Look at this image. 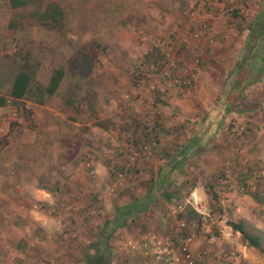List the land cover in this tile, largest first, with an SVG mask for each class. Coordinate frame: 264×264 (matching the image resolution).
Here are the masks:
<instances>
[{"label":"rangeland","instance_id":"rangeland-1","mask_svg":"<svg viewBox=\"0 0 264 264\" xmlns=\"http://www.w3.org/2000/svg\"><path fill=\"white\" fill-rule=\"evenodd\" d=\"M59 1L62 30L16 33L0 0L2 92L18 42L33 48L37 83L65 70L45 103L28 97L0 110V264H84L116 207L150 190L148 208L109 239L113 264H165L188 205L202 215L190 229L193 253L206 251L194 264H264V251L228 224L246 218L264 230V60L261 79L245 86L262 43L250 25L264 0ZM241 61L232 111L166 178Z\"/></svg>","mask_w":264,"mask_h":264},{"label":"trees","instance_id":"trees-1","mask_svg":"<svg viewBox=\"0 0 264 264\" xmlns=\"http://www.w3.org/2000/svg\"><path fill=\"white\" fill-rule=\"evenodd\" d=\"M10 8L12 10L11 18L8 22V27L19 33L21 31H28L36 27H45L52 30H62L65 27L66 13L63 5L59 0H9ZM260 26V35L258 37L262 40L260 51L255 53V59L252 61V68L247 71L250 74V81L245 84H251V81H258L261 79L263 72L262 62L264 60V7L258 13L255 22L250 25V30H254L256 25ZM250 31V33H251ZM252 35V33H251ZM250 36V35H249ZM253 36V35H252ZM250 39V37L248 38ZM14 63L17 65V68L11 79V86L8 92L3 93L1 87L2 80V66L0 65V108H6L12 101L21 100L24 98H34L38 103H45L46 99L54 94H56L64 80L65 70L63 67H58L53 70L49 81L46 84H40L36 81V74L38 68V60L34 57L33 48L26 47L24 44L18 42L15 45V50L13 53ZM243 62H239L238 65L232 70L231 73L227 76L224 88L221 93L223 96L225 90L230 89L227 96V102L225 104V109L223 113H220L218 107H216L217 101L214 107L212 114L208 117L204 123L202 133L193 137L188 143H186L182 148L184 152L177 155V162L174 167H170L166 178L170 177L169 172H172L174 169L180 167L185 161V151L190 150L193 145L201 143H207L212 137L214 132L217 129V126L222 119L225 117L228 111H232L230 106V96L237 94L240 96L241 90L238 91L235 86L243 67ZM252 76H254L252 78ZM183 84L185 83L182 81ZM237 96V97H238ZM146 134L148 132L146 131ZM146 136V135H145ZM205 140V141H203ZM199 147V146H198ZM123 171V168H121ZM126 172L127 169H124ZM122 174V172L118 173ZM171 182V180L169 181ZM170 184V183H169ZM207 192L210 194L211 198L219 202V197L217 191L213 184H206ZM151 190L143 198H135L130 202L118 205L112 217L107 219L104 223V227L100 232V238L93 243L92 248L87 250L84 253V264H113L112 263V249L109 244V239L113 236L114 232L119 228L124 227L128 221L139 215L142 211L146 210L150 205V202L153 200L150 197ZM163 196L170 200L173 196V193L169 190L163 192ZM259 197L258 195H256ZM150 198V199H149ZM202 215L191 205H188L187 208L183 209L179 213L178 217L180 220H185L187 223H197L200 221ZM228 224L236 232H240L242 240L248 246L254 247L261 251H264V230L259 228L253 222L249 221L246 218H240L238 220H230ZM188 231L190 228L187 229ZM186 230V231H187ZM191 231V230H190ZM181 233H177L174 237L176 243L180 242ZM105 237L104 242H102V237Z\"/></svg>","mask_w":264,"mask_h":264},{"label":"built area","instance_id":"built-area-1","mask_svg":"<svg viewBox=\"0 0 264 264\" xmlns=\"http://www.w3.org/2000/svg\"><path fill=\"white\" fill-rule=\"evenodd\" d=\"M10 118H14L17 116V112L14 111ZM6 117L0 115V132L4 130L3 123L6 121ZM197 226V223H187L185 220H180V242L176 243V241H172L167 249H165V253L163 255V260L165 264H194L195 261L201 260L206 253L199 254L198 256L193 253V242H194V233L188 228H192V226ZM187 230V231H186Z\"/></svg>","mask_w":264,"mask_h":264},{"label":"crops","instance_id":"crops-1","mask_svg":"<svg viewBox=\"0 0 264 264\" xmlns=\"http://www.w3.org/2000/svg\"><path fill=\"white\" fill-rule=\"evenodd\" d=\"M3 109V108H0V110Z\"/></svg>","mask_w":264,"mask_h":264}]
</instances>
